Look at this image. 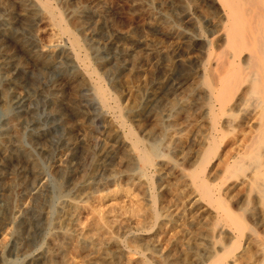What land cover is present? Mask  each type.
Here are the masks:
<instances>
[{
    "label": "rangeland",
    "instance_id": "1",
    "mask_svg": "<svg viewBox=\"0 0 264 264\" xmlns=\"http://www.w3.org/2000/svg\"><path fill=\"white\" fill-rule=\"evenodd\" d=\"M49 1L84 44L79 59L34 0H0V264L40 257L58 264H197L199 250L213 241L215 209L181 174L197 167L210 135L192 82L208 53L214 65L223 49L211 35L220 29L211 0ZM85 55L132 128L170 157L152 170L150 183L127 165H116L112 177L101 170L113 132L101 124ZM236 113L235 126L222 125L206 175L250 226L254 238L245 235L240 252L252 264L260 258L264 200L250 188L251 173L230 176L226 169L257 120Z\"/></svg>",
    "mask_w": 264,
    "mask_h": 264
},
{
    "label": "bare ground",
    "instance_id": "2",
    "mask_svg": "<svg viewBox=\"0 0 264 264\" xmlns=\"http://www.w3.org/2000/svg\"><path fill=\"white\" fill-rule=\"evenodd\" d=\"M34 1L53 24L61 30V33L67 36L73 55L75 54L79 59L84 51V44H82L78 34H76L77 32L75 33L71 29L73 25L70 26L68 22L70 19H66L67 16H64L58 8L52 7L49 0ZM202 1L207 2L208 0ZM211 3V7L216 10L220 22V29L211 32V35L216 34L215 38H218L223 43V49L218 53L217 60H213V62L215 61L214 65L211 64L212 60L210 63V55L212 53H208L207 59L200 64L198 77L194 78L192 82L195 99L201 98L203 100L202 114L208 122L210 135L207 149L202 154L197 167L192 171H182L181 175L184 179L190 181L194 193L202 201L206 202L207 206L210 205L209 207L215 209V211L212 209L216 215L215 223L210 230L213 241L209 245L207 244L202 250L203 252L199 250L197 264H248L245 257L246 254H241L244 251L240 252V241L247 235L250 226H247L244 218L239 217L242 215L238 214L239 216H237L234 214L224 201L225 199L221 198L218 194L221 185L219 184V187L217 184L214 186L215 183L212 185L207 178L206 170L211 163L212 157L218 152L221 144L220 140L224 136L225 132L222 125L235 126L234 122L238 115L236 112L239 110L245 112L248 116L247 120L253 114L256 117L257 125L256 127L253 126L252 136L249 138L248 144L244 146V152L235 158L232 165L229 164V167L227 166L228 169L226 170H228V173H226L230 176H235L239 173L246 176L247 173H251V176L248 177L250 188L252 191H256L258 196L264 200V0H211ZM182 34H186V32H181L179 37ZM170 35L166 33L165 37ZM215 41L216 39H212L209 42L207 40L210 50ZM85 51L87 50L85 49ZM87 58L88 56L85 55L82 60V67L90 80L98 109L103 114V121L100 120L101 124L104 122L106 128H111L113 132L108 135V138L113 142L112 148L104 150L100 156L101 165L103 166L101 170H103L105 175L109 173L112 177L115 174L116 165H127L128 169L135 171L133 177L137 179L142 177L147 183H150L152 170L158 164L161 165L163 161L169 160L170 157L167 156V152L165 154L162 152L156 140L153 141L151 138L147 140L145 136H140L132 128L126 120L125 108L120 98L105 86L107 82L104 84V80L98 72L99 70L96 71L97 68L95 69L92 63L87 61ZM188 82V80H185V84L188 85ZM180 84L179 89H181V85H184ZM183 105L185 106L186 104ZM111 113L113 114L112 117H110ZM129 113L127 112V114ZM153 115L155 114L153 113ZM165 128L162 125L160 132L164 133ZM151 196L152 204L156 207L157 196L153 193ZM154 211L158 220V212L157 210ZM260 216L262 218V215ZM262 235V238L258 239L260 258L254 259L252 264H264V232ZM247 237L252 240L254 235L249 233ZM250 259L252 260L253 257ZM250 259L248 258V261ZM10 260H7L5 264H19L22 261L14 262ZM26 264L58 263L40 257ZM145 264H149V262L147 261Z\"/></svg>",
    "mask_w": 264,
    "mask_h": 264
}]
</instances>
